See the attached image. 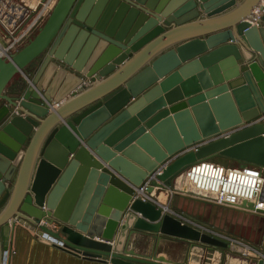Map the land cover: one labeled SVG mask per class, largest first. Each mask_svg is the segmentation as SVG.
<instances>
[{"label": "water", "instance_id": "obj_1", "mask_svg": "<svg viewBox=\"0 0 264 264\" xmlns=\"http://www.w3.org/2000/svg\"><path fill=\"white\" fill-rule=\"evenodd\" d=\"M263 2L58 0L34 38L0 54V210H11L0 215L4 249L12 213L34 227L57 224L39 227L62 248L104 264H173L127 250L137 231L230 248L231 240L136 198V188L160 169L147 193L172 188L192 165L217 156L264 169ZM39 59L19 96L6 95ZM85 92L82 103L60 108L68 94ZM30 137L11 191L13 162ZM70 189L75 202L64 205Z\"/></svg>", "mask_w": 264, "mask_h": 264}, {"label": "crops", "instance_id": "obj_2", "mask_svg": "<svg viewBox=\"0 0 264 264\" xmlns=\"http://www.w3.org/2000/svg\"><path fill=\"white\" fill-rule=\"evenodd\" d=\"M1 44L5 47L7 46V44L3 41L1 42ZM42 62L43 60L39 59L34 64H32L24 74H18L14 81L6 88L5 94L17 98L24 87V82L30 81L29 78L33 79L36 76ZM60 66L64 67L63 64H60ZM67 70L69 73L65 81H67L70 85H74L75 88V85L77 84L76 81L78 82V80L73 74L74 71L72 69L67 68ZM55 78L56 75L54 76V80ZM111 78L101 80V82L99 83L97 82L93 88L90 86L88 87L87 84V88H92L93 90L96 89V91L98 92L103 86H106V84L111 81ZM86 94L87 93L85 92L76 99H72L71 95L68 94L67 97H65L59 103V106L61 109L64 108V110H68L67 108L75 107L79 103H82L77 101H79L80 99L83 101ZM52 116L54 115L46 118L43 123H47ZM36 131H38V129ZM31 138L32 137L27 140L26 144L22 147L21 152L17 156V159L13 162L16 171L11 182L7 184L10 187L11 191L12 188L14 189V187L18 183L22 164L26 159L29 144H31ZM41 146L42 144L40 145L39 152L41 151ZM39 152L37 153V159L35 158L36 160H34L32 168L28 174L27 188L28 185L31 184L34 180L36 169L40 160ZM212 159L213 158H211L210 160ZM179 185L180 177H178L174 181V186L172 188H168L165 186L164 189H159V191L156 192L159 201L162 204H166L164 202V197L168 199L170 195L173 197L175 195L179 202L189 201L188 196L191 195L183 193ZM72 194V190L68 191V193L66 194L67 197H64V205H67V203L70 202L69 200H71V203L75 202L74 195L72 197ZM178 207L182 208L183 205L181 206V204H178L177 208ZM8 209L9 205H6V207L0 210V215L11 212V210L8 211ZM12 216L13 213L8 218L10 228H5V249L2 240L3 238L0 233V264H4L6 260L7 264H104L99 259L84 257L70 250L64 249L56 245L52 241L41 238L37 235V231L31 224L23 220L18 221L16 217ZM208 217L209 224L212 225V227L215 229L213 231L211 230L212 232L209 231L210 234H215L225 239L228 238V240H230L229 238H236L238 241H240V243L245 240L246 242H248H245V244L249 246V243H254L256 245V252L264 256L263 215L238 208H224L215 205L209 213ZM14 221L16 223L15 228H12V224H14ZM189 224H191V222ZM58 229L59 226L57 227V230ZM204 230L208 232V230ZM126 248L127 250L134 251L136 256L144 258H150L154 256L164 257L167 261H170L173 264H200L198 263L199 257H202L203 259L201 264H220V256L222 255V251L214 249L213 246H202L199 243L195 242H187L167 236L148 234L140 231H137L130 237ZM200 250L203 251L202 253L204 254V256L199 255ZM7 251H9V256H7ZM261 258L250 256V258H247L244 261L231 262L230 257L226 256L223 264H257V262Z\"/></svg>", "mask_w": 264, "mask_h": 264}, {"label": "built area", "instance_id": "obj_3", "mask_svg": "<svg viewBox=\"0 0 264 264\" xmlns=\"http://www.w3.org/2000/svg\"><path fill=\"white\" fill-rule=\"evenodd\" d=\"M55 0H0V54L13 53L12 50L17 45L22 48L38 33L39 29L48 19ZM264 6V2L262 3ZM261 13L259 9L255 14ZM7 46H3L1 42ZM23 43V45H22ZM18 51V50H17ZM15 51V52H17ZM264 123V118L262 120ZM163 169L158 170L149 177L144 184L136 188V198L143 202H150L162 208L165 213L180 217L177 213L169 209L167 204H162L156 192L160 188L154 187V192L147 193V190L159 183L158 177ZM187 182L193 187L195 193L213 203L224 208H238L243 202H250L254 205V210L242 209L252 213L264 211V169L252 165L239 167H226L213 161H203L192 165L185 171ZM258 214V213H257ZM39 226L57 230V224H48L42 221ZM33 228L37 235L43 239L54 242L63 247L61 241L55 239L50 234L43 232L40 227ZM233 245V243H232ZM245 253L255 254L258 258L264 256L258 252H250L249 247H245ZM9 256V251H7ZM4 264H7V260Z\"/></svg>", "mask_w": 264, "mask_h": 264}, {"label": "rangeland", "instance_id": "obj_4", "mask_svg": "<svg viewBox=\"0 0 264 264\" xmlns=\"http://www.w3.org/2000/svg\"><path fill=\"white\" fill-rule=\"evenodd\" d=\"M20 46L21 44L17 45L12 50H14L15 52L19 50ZM211 161L221 164L226 167H231V168L239 167L241 165L240 162L224 157V156L214 157ZM179 186L181 187V191H183V193L187 195H191L192 197L188 196L189 201H185V202H179L175 195L174 197L170 195L168 199L164 197V202L168 205L169 209L177 213L178 215H180V217H174V218L180 220L183 224H186L188 226H191L192 228H196L202 231L203 233L210 234L209 231L211 230L213 231L215 229L212 227V225L209 224L208 215L215 205L207 200H204L203 197L195 193V190L193 189V187L187 182L185 172L180 176ZM183 198H186V197H183ZM178 204H181V206L183 205V207L182 208L178 207L179 208L178 209L177 208ZM190 222L191 224H189ZM204 229L208 230V232L205 231ZM229 239L233 243V245L230 248L222 249L220 247H213L216 250L222 251V255L220 256V264L224 263L226 256L230 257L231 262L244 261L245 259L250 258V255L248 253H245L246 246L251 249L250 252L256 251V248H255L256 245L254 243H249L250 244L249 246L245 244L246 242L245 240H243V242L240 243V241H238L236 238L235 239L229 238ZM200 251H199V255L204 256V254L202 253L203 251L201 252ZM202 260H203L202 257H199L198 263L201 264Z\"/></svg>", "mask_w": 264, "mask_h": 264}, {"label": "bare ground", "instance_id": "obj_5", "mask_svg": "<svg viewBox=\"0 0 264 264\" xmlns=\"http://www.w3.org/2000/svg\"><path fill=\"white\" fill-rule=\"evenodd\" d=\"M57 1H58V0H55L54 4L52 5L53 7H54L55 4L57 3ZM52 10H53V8H52ZM52 10H51V11H52ZM50 13H51V12H50ZM1 55L4 56L5 54H1Z\"/></svg>", "mask_w": 264, "mask_h": 264}, {"label": "flooded vegetation", "instance_id": "obj_6", "mask_svg": "<svg viewBox=\"0 0 264 264\" xmlns=\"http://www.w3.org/2000/svg\"><path fill=\"white\" fill-rule=\"evenodd\" d=\"M241 166V165H240Z\"/></svg>", "mask_w": 264, "mask_h": 264}, {"label": "trees", "instance_id": "obj_7", "mask_svg": "<svg viewBox=\"0 0 264 264\" xmlns=\"http://www.w3.org/2000/svg\"><path fill=\"white\" fill-rule=\"evenodd\" d=\"M211 161V160H210Z\"/></svg>", "mask_w": 264, "mask_h": 264}]
</instances>
